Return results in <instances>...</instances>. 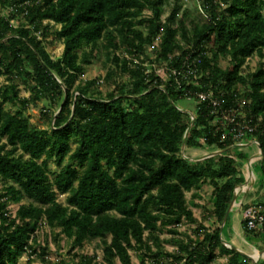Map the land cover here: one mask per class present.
<instances>
[{"label": "trees", "instance_id": "16d2710c", "mask_svg": "<svg viewBox=\"0 0 264 264\" xmlns=\"http://www.w3.org/2000/svg\"><path fill=\"white\" fill-rule=\"evenodd\" d=\"M164 2L0 0V75L9 80L0 86V264H18L27 252L51 264L46 249H36L43 224L58 227L72 248L101 239L108 264H133L130 250L140 253V264L149 257L155 264H210L215 249L227 256L226 264L247 263L223 244L219 226L206 227L194 216L186 199L193 190L199 197L208 182L212 215L221 223L244 181L247 155L234 146L191 161L181 146L187 128L185 149L233 146L238 140L230 126L218 128L213 110L239 109L237 119L255 126L241 140L259 143L264 183V0H197L203 21H187L178 2L163 17ZM19 16L24 21L15 25ZM52 25H59L54 32L63 44L57 58L44 44ZM100 52L112 67L102 80L81 82L84 67ZM253 55L260 61L245 73L244 63ZM220 57L229 60L227 67L219 65ZM193 63L197 72L188 73ZM183 67L184 76L172 74L171 68ZM114 70L127 79L103 95L99 84ZM18 79L28 97L19 95ZM187 91H209L219 106L193 99L190 125L191 114L177 103ZM39 102L54 108L48 128L34 125L26 114ZM6 103L16 109L6 110ZM50 160L58 172L49 171ZM57 193L65 194L64 204ZM258 197L264 203V190ZM24 198L29 201L12 216L8 205ZM183 219L195 224L192 233L179 231ZM162 232L177 237L175 251H163ZM93 260L80 255L77 264Z\"/></svg>", "mask_w": 264, "mask_h": 264}, {"label": "rangeland", "instance_id": "374dc122", "mask_svg": "<svg viewBox=\"0 0 264 264\" xmlns=\"http://www.w3.org/2000/svg\"><path fill=\"white\" fill-rule=\"evenodd\" d=\"M176 2H178L180 6L179 14L186 12L187 21H203L205 19L203 10H201V8L199 7L197 0H165L163 4V17L169 14L171 7ZM2 13L7 14V10L5 9ZM22 21H24V18L22 16H19L13 21V23L15 25H18ZM58 27L59 25H52L50 35L48 36L47 40L44 41L46 50L51 54L53 58L59 57L63 51L62 41L56 36L54 32ZM259 61L260 58L257 55L249 57L243 66L244 72L247 73L254 71ZM219 65L222 68H225L229 65V60L227 58L220 57ZM110 67H112L111 62L106 60L104 52L98 53L95 58H93L92 62L84 67V72L81 76V82L92 78H98L99 80H102L108 68ZM114 73L115 74L111 79L100 82L98 89L103 95H106L109 91L114 90L118 83L127 79V75L119 74V72H117L116 70H114ZM8 83L9 80H7L6 75H0V86L7 85ZM17 83L19 95H21L22 97H28L29 91L27 89V85L21 79H18ZM177 103L186 111H195L196 102L193 99L189 100L187 98H181ZM45 105L46 104L44 102L30 104L26 110V114L29 116L32 123L40 128H48L49 125L52 124V120L50 121V118L52 111H54V108ZM4 108L9 111H14L16 109V106L6 103L4 104ZM241 149L242 150L240 151H243L247 155V159L244 161V163H247L250 153L249 148L242 147ZM254 150L256 152L255 161L253 163L255 189H252L250 192L249 189L239 192L236 204L230 212L228 223H225L222 227V235L233 245L250 255L253 254L254 248L261 249L264 247V232H246L242 217V211L245 204L260 199L257 196V191L258 189H263L264 186L263 176L260 171L259 162L257 161L258 148L254 147ZM207 152H209L207 149L201 148L185 149V154L189 157H198ZM48 168L50 172L59 171V168L56 166L53 160H50L48 162ZM195 192L196 191L193 190L186 193V199L189 202V206L192 209L194 216L206 227H220L221 223H218V221H216L212 215V186L208 182L204 183L197 191V193H199L200 195L199 197H194L193 193ZM65 197V194L57 193L58 201L63 204L65 203ZM27 201L29 200L24 198L20 203L12 202L11 204H9L8 210L10 214L14 216L19 205L21 203H26ZM240 201H242L243 203L242 206L239 204ZM194 226L195 224H188L183 219L178 227L181 233H192L191 231ZM36 235L38 239L36 249L39 250L40 247H44L46 249L45 259L51 264H77L80 259V255L94 256L93 264H108L103 254V242L99 238L85 241L82 246L72 248L71 240L68 239L64 234L60 233V229L58 227L51 228L46 224L40 226V228L37 230ZM183 237L184 235L181 236V239ZM176 238L177 237H172L171 234L162 232L160 234V240L162 243L163 251H175L177 249V243L175 240ZM109 239L110 237L107 238L108 241ZM218 251V249H215V253L217 254V256L210 264H226L227 256L218 254ZM129 253L131 255L132 263L140 264V253L136 252L135 250H130ZM161 254L163 255L164 253ZM31 257L33 259L32 264H42L43 261L39 258V256H30L28 252L18 256V264H26L28 259ZM153 259L154 257H149L147 259V264H155ZM262 259H264V257H261L258 261ZM258 261L255 262L252 259L247 258L246 264H256L258 263ZM116 264H119L118 260H116Z\"/></svg>", "mask_w": 264, "mask_h": 264}, {"label": "built area", "instance_id": "2783aa9c", "mask_svg": "<svg viewBox=\"0 0 264 264\" xmlns=\"http://www.w3.org/2000/svg\"><path fill=\"white\" fill-rule=\"evenodd\" d=\"M26 2H24L25 4ZM11 10L14 9V6L10 7ZM3 12V11H2ZM158 38L153 42V46L157 45ZM151 49V48H150ZM186 59H188V56H186ZM197 64L200 63V59H197ZM196 63H193V65L188 64L187 65V72L188 73H196L197 68H196ZM172 74L174 75H185L186 69L183 67L182 69L178 70L176 68H171ZM186 97L187 99H195V101L199 100H209L214 106V108L219 106V101L212 97V93L209 91H187L186 92ZM245 101L241 100V103L243 104ZM215 112L214 116V123H217L219 126L218 128H224L226 129L228 126H230L229 133L233 135L234 138L238 140L237 143H235V147H251L252 150H254V147L258 148V159H259V143L257 141H242V136L244 135L245 132H252L255 129V126H253L249 120H242L239 121L237 119V114L241 113L239 109H225L222 111H217L213 110ZM192 117V115H191ZM226 133H222V138H225ZM255 161V158H254ZM246 170V172H245ZM242 173L244 176L248 174V164L247 166L242 170ZM255 181V176L253 181L248 184L246 183L245 186L242 187L241 191H246L251 187V184ZM240 185L236 187L238 189ZM241 206L243 205L242 201L239 203ZM242 217H243V222L245 224V227L250 230V231H259V232H264V203L260 201H253L250 203L245 204L243 207L242 211Z\"/></svg>", "mask_w": 264, "mask_h": 264}, {"label": "water", "instance_id": "95a60500", "mask_svg": "<svg viewBox=\"0 0 264 264\" xmlns=\"http://www.w3.org/2000/svg\"><path fill=\"white\" fill-rule=\"evenodd\" d=\"M64 87V86H63ZM183 111H186V110H183ZM188 113H190L192 115L191 117V123L190 125L192 124L193 120H194V116L192 114V112L190 111H186ZM57 114V113H56ZM55 114V115H56ZM55 115L53 117V120L55 118ZM53 122V121H52ZM188 129L186 130L185 132V135H184V139H183V143H182V146H181V153H182V156L188 160H191V161H200V160H203V159H206V158H209V157H212V156H215V155H219V154H222L223 152H225L226 150L234 147L235 145L231 146V147H228L226 149H219V150H214V151H209L207 153H204L198 157H189L185 154V142H186V137H187V133H188ZM253 163H254V159L252 158V155L251 153L249 154V157H248V161H247V164H248V174L244 177V181L240 184V187L238 189L235 188L234 190V194H233V198L230 202V204L228 205L226 211H225V214L223 216V219H222V222H221V226H220V230H221V240L223 242L224 245H226L228 248H232L234 249L235 251L239 252L240 254L244 255L245 257L249 258V259H252L253 261L257 262L258 260H255L252 255L242 251L241 249H239L238 247H236L235 245H233L229 240H227L223 235H222V227L223 225L226 223L227 221V218H228V215L230 214V212L232 211L234 205L236 204V201H237V197H238V194L239 192L242 190V187L246 185V183L250 184L253 179H254V171H253ZM258 251H263L264 250V247L261 248V249H257Z\"/></svg>", "mask_w": 264, "mask_h": 264}, {"label": "bare ground", "instance_id": "6f19581e", "mask_svg": "<svg viewBox=\"0 0 264 264\" xmlns=\"http://www.w3.org/2000/svg\"><path fill=\"white\" fill-rule=\"evenodd\" d=\"M251 155H252V158L254 159L255 158V155H256V152L255 150H252L251 151ZM252 257L256 260H258L259 258L261 257H264V250L263 251H258L256 248H254V251H253V254H252Z\"/></svg>", "mask_w": 264, "mask_h": 264}, {"label": "crops", "instance_id": "0c3cea01", "mask_svg": "<svg viewBox=\"0 0 264 264\" xmlns=\"http://www.w3.org/2000/svg\"><path fill=\"white\" fill-rule=\"evenodd\" d=\"M247 148H249V151H250V153H251L252 148H251V147H247ZM250 153H249V154H250ZM246 166H247V163H244L243 166H242V170H243ZM254 183H255V182H253V183L251 184V187L249 188V192H250L252 189H255V187H254ZM263 190H264V188H263V189H258V191H257V192H258V193H257L258 195H257V196L262 195V194H263ZM246 196H247V194H246ZM257 196H256V197H257ZM260 199H263V198L261 197ZM251 202H253V201H251ZM248 203H250V202H248Z\"/></svg>", "mask_w": 264, "mask_h": 264}]
</instances>
